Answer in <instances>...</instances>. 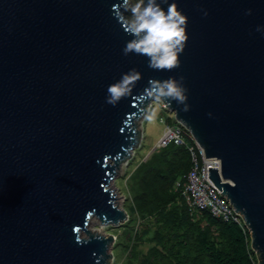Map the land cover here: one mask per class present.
Returning a JSON list of instances; mask_svg holds the SVG:
<instances>
[{
  "label": "water",
  "instance_id": "obj_1",
  "mask_svg": "<svg viewBox=\"0 0 264 264\" xmlns=\"http://www.w3.org/2000/svg\"><path fill=\"white\" fill-rule=\"evenodd\" d=\"M141 2L143 31L128 0H0V264H108L89 221L126 220L109 184L153 100L264 264V0Z\"/></svg>",
  "mask_w": 264,
  "mask_h": 264
},
{
  "label": "trees",
  "instance_id": "obj_2",
  "mask_svg": "<svg viewBox=\"0 0 264 264\" xmlns=\"http://www.w3.org/2000/svg\"><path fill=\"white\" fill-rule=\"evenodd\" d=\"M190 164L186 145L173 143L156 148L143 163L136 192L142 226L125 230L128 250L123 264H258L243 223L224 221L207 211L199 220L192 218L181 194Z\"/></svg>",
  "mask_w": 264,
  "mask_h": 264
},
{
  "label": "rangeland",
  "instance_id": "obj_3",
  "mask_svg": "<svg viewBox=\"0 0 264 264\" xmlns=\"http://www.w3.org/2000/svg\"><path fill=\"white\" fill-rule=\"evenodd\" d=\"M128 3L125 12H128V10L129 12L125 14V17L134 29L143 31L144 29L140 23H146L152 26L149 14L144 7H141V0H128ZM162 106V103L158 100H153L151 102L146 116L140 121V129L142 130L140 145L134 149L131 157L126 162L120 164L119 169L116 170L117 173L109 184V187L116 195L115 203L118 207L124 209L127 214L126 220L118 226H100L95 218H90L91 221H89V225L91 228L114 236V242L110 247L112 256L108 264L124 263L128 250L127 246L123 244L124 232L127 228L130 229L134 227V229L139 230L142 226V218L136 212L138 208V198L136 196L138 189L137 181L140 176V171H142L141 168L143 163L155 150L153 148L162 133L165 123L168 121L169 123L170 121L177 123L174 120L173 114ZM160 118H163L164 122L161 121ZM190 215L193 219H200V214L194 213ZM240 219L242 220V218ZM131 220L134 221V223H130ZM200 223L201 225L205 224L203 220L200 221ZM127 224L129 226H126Z\"/></svg>",
  "mask_w": 264,
  "mask_h": 264
},
{
  "label": "built area",
  "instance_id": "obj_4",
  "mask_svg": "<svg viewBox=\"0 0 264 264\" xmlns=\"http://www.w3.org/2000/svg\"><path fill=\"white\" fill-rule=\"evenodd\" d=\"M165 108L164 106H162ZM164 122L163 118H160ZM186 138L192 143L186 144ZM186 145L190 154V168L183 176L181 194L189 207L191 214L209 212L214 217L224 221H235L242 224L241 216L235 212L229 200L222 195L221 191L208 177V167L219 169L218 159H206L202 147L194 140L192 135L180 124L165 123L154 149L162 148L169 144ZM180 182H176V186Z\"/></svg>",
  "mask_w": 264,
  "mask_h": 264
},
{
  "label": "bare ground",
  "instance_id": "obj_5",
  "mask_svg": "<svg viewBox=\"0 0 264 264\" xmlns=\"http://www.w3.org/2000/svg\"><path fill=\"white\" fill-rule=\"evenodd\" d=\"M93 218H94V217H93ZM91 219H92V217H91ZM90 221H91V220H90ZM89 226H90V225H89ZM96 231H99V230L96 229ZM99 232H100V231H99Z\"/></svg>",
  "mask_w": 264,
  "mask_h": 264
}]
</instances>
